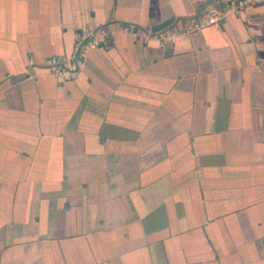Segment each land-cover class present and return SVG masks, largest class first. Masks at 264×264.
I'll list each match as a JSON object with an SVG mask.
<instances>
[{
    "label": "crops",
    "instance_id": "crops-1",
    "mask_svg": "<svg viewBox=\"0 0 264 264\" xmlns=\"http://www.w3.org/2000/svg\"><path fill=\"white\" fill-rule=\"evenodd\" d=\"M213 1L0 0V264H264V7L122 30Z\"/></svg>",
    "mask_w": 264,
    "mask_h": 264
},
{
    "label": "built area",
    "instance_id": "built-area-1",
    "mask_svg": "<svg viewBox=\"0 0 264 264\" xmlns=\"http://www.w3.org/2000/svg\"><path fill=\"white\" fill-rule=\"evenodd\" d=\"M264 7V0H214L206 6L202 16L192 20L187 26L178 29L162 30L152 32L142 31L136 25L129 24L122 30L130 34L134 39L141 40L147 44L156 40L163 48H169L176 43L181 35H191L204 28L222 24L229 16L239 15L251 7ZM109 34L106 30L86 31L74 47L70 62H62L54 56L50 59V70L52 75L61 82H73L78 80L81 70L86 64L88 52L93 48L104 45Z\"/></svg>",
    "mask_w": 264,
    "mask_h": 264
},
{
    "label": "water",
    "instance_id": "water-1",
    "mask_svg": "<svg viewBox=\"0 0 264 264\" xmlns=\"http://www.w3.org/2000/svg\"><path fill=\"white\" fill-rule=\"evenodd\" d=\"M172 21H173V19L171 18V19H169V20H167V21H165V22H163L161 24H158V25L154 26L152 28V30L154 32L161 31V30L165 29L166 27H168L171 24Z\"/></svg>",
    "mask_w": 264,
    "mask_h": 264
}]
</instances>
